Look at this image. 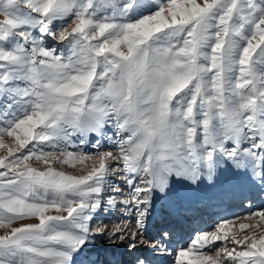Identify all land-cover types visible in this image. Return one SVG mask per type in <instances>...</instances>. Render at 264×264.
Wrapping results in <instances>:
<instances>
[{"label":"snow or ice","instance_id":"1","mask_svg":"<svg viewBox=\"0 0 264 264\" xmlns=\"http://www.w3.org/2000/svg\"><path fill=\"white\" fill-rule=\"evenodd\" d=\"M0 16V264H75L111 175L140 228L155 191L219 179L222 163L264 191V0H0ZM106 128L116 154L68 151ZM88 161L86 174L54 166ZM253 215L231 249L208 247L229 241L224 222L176 264H264V211ZM27 218L38 222L13 227Z\"/></svg>","mask_w":264,"mask_h":264},{"label":"rangeland","instance_id":"2","mask_svg":"<svg viewBox=\"0 0 264 264\" xmlns=\"http://www.w3.org/2000/svg\"><path fill=\"white\" fill-rule=\"evenodd\" d=\"M197 2L202 3L203 0H197ZM0 19L3 17L0 16ZM61 23L63 22L58 21L57 27ZM70 30L71 28H69ZM46 43L59 50H64L65 47L64 43L54 41L51 37L46 38ZM114 132L115 129L108 130L106 128L107 136L96 137L95 134H90L87 144L79 145L77 141V145L75 147L70 146L68 151H83L91 154H95L97 151H111L116 154L115 144L107 138H114ZM96 139L100 140L99 149L92 147ZM4 140L8 144L12 143L9 137H5ZM45 150L50 151L51 149L45 148ZM25 151L21 149L17 155ZM56 155H60V153L57 152ZM0 156H7V148H0ZM28 163L37 168L47 167L34 158ZM109 163L112 167H117L116 162L110 161ZM91 164L92 161L86 162L85 165L78 164L75 168L59 163L54 166L68 173L79 175L86 174ZM3 170L0 169V171ZM121 175L115 174L108 177L102 198V209L94 214L91 224L93 232L90 237L97 244L93 246L95 249L88 251V245L84 246L82 251L74 257L75 264H83L84 259V262L87 260V264H121V262L123 264H137L144 252H150V254H145V258L149 257L146 258V264H176L179 251L191 247L192 241L198 233L214 231L224 222H227L224 231L228 232L229 241H218L208 245V247L223 246L227 243L228 248L231 249L233 247L231 243L233 235L242 239L256 231L252 227L241 229L240 225H256L259 217L253 214L264 211V191L261 190L259 182H250L247 177L238 175L229 166V163H222L217 172L219 179L213 178L209 181L205 176L194 185L187 180L175 182L176 178H174V187L170 193L155 191L152 208L149 210L144 227L140 228L137 224V209L131 205L126 208L120 202L127 197L130 191L121 179ZM116 187L123 189V197L115 192ZM111 197H115L117 200L114 206L108 204ZM202 217L205 219L203 223L200 222ZM37 222L36 218H27L16 222L13 227ZM102 224L107 226L104 235H95V228ZM110 226H120L126 229L122 240L123 245L120 244L121 239L118 238V234H112L114 230ZM4 232L5 229H0V235ZM261 232H264V222H260L257 235ZM133 233L136 234L134 242L138 243L141 239V246L137 249L130 246ZM149 242L153 243L151 247ZM197 247L199 246L197 245ZM204 250L206 251L207 248ZM238 250L240 249L238 248ZM90 253L95 254V261L91 263Z\"/></svg>","mask_w":264,"mask_h":264},{"label":"bare ground","instance_id":"3","mask_svg":"<svg viewBox=\"0 0 264 264\" xmlns=\"http://www.w3.org/2000/svg\"><path fill=\"white\" fill-rule=\"evenodd\" d=\"M248 205V204H247ZM111 209V208H110ZM107 210H109V208L107 207ZM109 213V212H108ZM106 214H107V212H106ZM202 221V223L205 221V219L202 217V218H200V222ZM103 223V222H102ZM165 224V223H164ZM102 226H104V231H105V229H107V226L106 225H104V224H102ZM110 227H113L112 229L113 230H115L116 229V227L115 226H110ZM104 233L105 232H103V234H100V233H97L96 231L94 232V234L95 235H104ZM134 234V233H133ZM133 234H132V236H131V240H130V242H131V244L132 243H135L136 244V249L139 247V246H141V243H140V241H141V239L139 240V242L137 243V242H134L135 240L133 239ZM123 240V239H122ZM122 240H120V244H122ZM182 243V242H181ZM149 245H150V247L152 246V244L153 243H151V242H149L148 243ZM88 246H87V248L89 249L88 251H93L95 248L93 247V246H96L97 244L92 240V238L90 237V242L87 244ZM123 245V244H122ZM86 246V245H85ZM150 250V249H149ZM133 253V252H132ZM150 254V252H144V254H142V256L140 257V260H143V261H145V264L147 263V261H146V258H149V257H146L145 258V254ZM89 257H91L90 259V263L91 262H94L95 260H94V258H95V254L94 253H90L89 254ZM93 257V258H92ZM85 260V259H84ZM84 260H83V264H87V260L84 262ZM139 260V261H140ZM148 260V259H147ZM138 261V262H139ZM121 264H123L122 262H121ZM138 264V263H137Z\"/></svg>","mask_w":264,"mask_h":264}]
</instances>
